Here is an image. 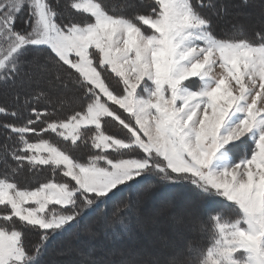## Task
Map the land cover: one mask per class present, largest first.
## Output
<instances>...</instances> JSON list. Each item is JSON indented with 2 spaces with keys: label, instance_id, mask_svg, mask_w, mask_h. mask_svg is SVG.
<instances>
[{
  "label": "snow or ice",
  "instance_id": "1",
  "mask_svg": "<svg viewBox=\"0 0 264 264\" xmlns=\"http://www.w3.org/2000/svg\"><path fill=\"white\" fill-rule=\"evenodd\" d=\"M198 4L203 0H132L126 7L133 14L126 16L110 13L101 0H70L71 10L87 14L75 20L60 19L49 0H0V78L18 74L30 50L42 51L78 74L85 93L82 109L67 118L33 107L23 123L3 125L17 138L13 172L49 166L69 179L29 190L0 178V264H37L25 245L28 232L39 231L42 245L76 222L82 208L150 176L190 181L238 207L234 221L211 217L212 243L199 252V264H264V31L255 42L219 37ZM25 10L29 30H18ZM98 68H110L118 90ZM0 115L19 116L4 107ZM113 122L118 134H106L102 125ZM45 133L72 145L87 137L83 142L97 154L82 163ZM246 136L254 143L250 157ZM188 251H197L191 242Z\"/></svg>",
  "mask_w": 264,
  "mask_h": 264
},
{
  "label": "trees",
  "instance_id": "2",
  "mask_svg": "<svg viewBox=\"0 0 264 264\" xmlns=\"http://www.w3.org/2000/svg\"><path fill=\"white\" fill-rule=\"evenodd\" d=\"M127 1V3L132 2V0ZM49 2L57 9L58 13H60V19L81 20L86 18L87 14L76 13L68 7L70 0H49ZM101 2L110 11V13L117 15L123 14L126 16L133 14L132 10L126 7V2H123V4H116L115 0H101ZM134 2L140 4L142 0H134ZM152 2L153 0H143L144 4ZM230 2L231 0H203L204 6L200 7L199 4L197 6L201 13L211 20L213 31L217 36L224 38L243 36L244 38L255 42L258 39L257 33L264 31V27H261L260 29H250L253 31H248L245 29V27L224 30L223 28H225V26H222V32H220L221 25H225L226 23V21L223 20L224 17H228L234 11V6H232L231 3L235 4L236 2L239 7L245 8L248 7L250 0H235L231 3ZM228 4L232 7H228ZM138 11H151V9L141 7L138 9ZM27 20L28 14L22 13L17 21V29L23 31L29 30V25L26 23ZM36 63L43 64L46 68H49L50 66L54 72L53 78L51 79L44 76V79L39 78L36 83L29 84L30 79L32 80V77H30V72H27L29 70L28 65H34ZM19 69L20 70L18 74H16L11 79L0 78V107L6 108L8 112L15 111L19 114L17 118H13L10 115H0V178H3L6 175L10 179L14 180L19 188L29 190H34L41 183L48 182L50 180L57 183L67 182L69 178L63 177L59 169L54 172L49 166H41L39 169L34 170H29L27 168L18 169L16 172H13V169L17 166L15 161L11 159L10 152L17 146V138L13 134H10L3 127V125L6 123H23L24 121L22 120V117L30 115L31 109L33 107L39 111L47 110L49 113H55L56 119L67 118L73 112L81 110L84 106L85 93L81 83L78 80V74L69 75L64 68L56 65L53 60L50 59L44 52H37L35 50H30L25 56L21 58ZM98 70L101 71L102 78L105 79V82L111 85V87L117 88L118 90L117 81L119 78L116 77L110 69L98 68ZM50 87H54V90H51ZM68 89H70V91L67 93V95L64 94L63 91H67ZM37 95L40 96V99L38 101L34 99ZM102 126L104 127L106 134H118V126L115 125V122ZM91 134V132H88V135ZM43 138L68 152L73 158L79 160L82 163H86L90 156L97 154V151L91 147L90 141L87 144L83 142V140L87 137L82 138V140L78 141L77 145H72L70 140L64 141L62 137H59L53 133H45ZM29 139L32 142H36L40 138L29 136ZM105 154L110 158H119L120 156L119 153L112 152L111 150H109ZM160 181L161 180L158 177L154 176L153 179L150 176L148 178V183L138 186H132L136 188L131 189L133 191L129 195L130 198L138 192L137 188L140 189V187H146L151 184L153 188H157L156 186L160 185ZM164 186L166 189H168L166 191L176 192V194L178 192L180 194L187 192V194L191 195V197L194 199V203L200 202L204 207L202 209V212L204 213V220L203 223L199 226V228L203 226L202 229L205 231L204 240L200 243L193 241L191 242V245L198 250V255L192 260L191 264H199V252L205 251L208 243L211 241V239H213V231L209 230L211 224L209 223V221H212L211 217L214 216V214H229L231 211L230 204L227 203V201H225L224 199H221L219 196L214 197V194L208 195L203 193L194 185H192L190 181H180L176 182V184L169 185H166L165 183ZM125 187L121 188V190L123 191ZM143 190H146V188ZM112 200L113 199H109L108 201H106L103 198L102 200H97L90 208H82L81 214L76 222H73L71 225L66 226L65 229L57 231L54 234L50 233V238L42 245L40 242L39 231L32 230L28 232L25 239V245L31 254L37 256V264L46 263L47 255H53V259L57 258V253H60L62 251V244L65 242V240H67L69 236H78L79 242H85L84 235L79 234V232H82L81 227L83 222L85 221V219L87 222L90 220L91 222L99 220L97 219V214L94 213L95 210L102 207L106 202ZM2 207L3 206H0V208ZM125 207L127 206L125 205ZM52 208L59 209V206L50 205L49 209ZM128 211L129 209L121 210V213L118 216V220L108 224V227L109 229H111L110 231H112L113 234V246L120 243L122 244L128 240L131 247H134L135 245L134 240L132 242L131 239L127 240V236L130 233L135 232V228L134 226L130 225V221L128 219L124 220ZM82 217H84V220L79 222ZM2 223L3 222H0V224ZM102 236L104 241L109 239L106 234ZM105 243H107V241ZM38 245L41 246V250L37 255L36 247ZM95 253L97 255H106V252L101 249L95 251ZM62 257L57 258V260L62 259Z\"/></svg>",
  "mask_w": 264,
  "mask_h": 264
},
{
  "label": "rangeland",
  "instance_id": "3",
  "mask_svg": "<svg viewBox=\"0 0 264 264\" xmlns=\"http://www.w3.org/2000/svg\"><path fill=\"white\" fill-rule=\"evenodd\" d=\"M115 1L116 4H123V2L128 4L127 0ZM233 1L235 0H231V2ZM231 5L234 6V11L228 17H224L223 20L226 23L219 26L220 32H222V26H225L224 30L245 27L248 31L264 27V0H250L248 7L245 8L239 7L236 2ZM231 5L228 4V7H232ZM24 13L27 14V11L25 10ZM28 66L27 72H30V77H32L29 84L36 83L39 78L44 79V76L51 79L54 76L50 66L46 68L43 64L37 63ZM216 69L217 67L214 68L213 74L217 72ZM221 73L218 72L217 76H220ZM50 88L54 90V87ZM69 91L70 89L63 93L67 95ZM242 139L248 142L249 147L246 155L250 157L254 143L248 136ZM239 158L242 157H234V162H239ZM151 177L154 179V176ZM237 178L239 179V176ZM226 179L230 180L231 177ZM160 182V185L156 186L157 188H153L152 184L137 188L138 192L131 198L129 196L133 191L131 189L136 187L127 188L128 186L122 185L119 186V189H114L113 193L115 194L110 193L108 197L104 198L106 201L113 200L106 202L94 212L99 220L87 222L85 219L83 222L82 232L79 234L84 235L85 242H79L78 236H69L62 244V251L57 253V258L63 256L62 259H53V255H47V261L44 264H191L192 260L197 257L198 250L196 249V253L189 252V242L200 243L204 240L205 231L199 228L204 220L202 212L204 207L200 202L194 203V199L187 192L176 194V192L166 191L168 189L165 188V183L166 185L176 183ZM132 186L138 185L133 184ZM123 187L125 189L122 191ZM145 188L146 190H143ZM217 196L214 194V197ZM219 197L227 201L225 197ZM227 203L230 204L231 211L229 214H221V216L225 220L234 221L240 216L238 207L233 202L227 201ZM123 209H129L124 220L128 219L130 225L135 228V232L127 236V240L131 239V242L134 240V247H131L129 240L115 246L112 244L113 234L108 224L118 220ZM83 220L84 217L79 222ZM209 223H211L209 229L211 231L214 222L210 220ZM105 234L109 239L104 241L102 235ZM106 241L107 243H105ZM211 243L212 239L207 247L211 246ZM100 249L104 250L106 255L95 253ZM237 255L242 256L243 254Z\"/></svg>",
  "mask_w": 264,
  "mask_h": 264
},
{
  "label": "crops",
  "instance_id": "4",
  "mask_svg": "<svg viewBox=\"0 0 264 264\" xmlns=\"http://www.w3.org/2000/svg\"><path fill=\"white\" fill-rule=\"evenodd\" d=\"M109 69H110V68H109ZM216 70H217V72H215V73H214V75H216V76L218 75V72H219V73H221V72H222V71H221V69H220L219 67H217V69H216ZM213 72H214V71H213ZM194 79H196V78H194Z\"/></svg>",
  "mask_w": 264,
  "mask_h": 264
},
{
  "label": "clouds",
  "instance_id": "5",
  "mask_svg": "<svg viewBox=\"0 0 264 264\" xmlns=\"http://www.w3.org/2000/svg\"><path fill=\"white\" fill-rule=\"evenodd\" d=\"M214 215H220V214H214ZM212 231H213V228H212Z\"/></svg>",
  "mask_w": 264,
  "mask_h": 264
}]
</instances>
